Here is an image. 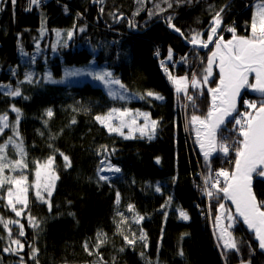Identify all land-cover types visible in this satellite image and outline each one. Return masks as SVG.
<instances>
[{"label":"trees","instance_id":"obj_1","mask_svg":"<svg viewBox=\"0 0 264 264\" xmlns=\"http://www.w3.org/2000/svg\"><path fill=\"white\" fill-rule=\"evenodd\" d=\"M254 2L0 1V116H7L9 123L0 135V145H7L0 156L3 163L22 159L27 165L15 170L10 166L2 175L25 176L28 187L27 206L16 204L20 216L8 205V189L15 192V186L0 187V264H264V253L237 217L229 227L228 211L235 216L229 205L226 231L220 237L214 230L219 229L216 217L224 199L212 187L214 171L222 167L232 171L235 148L242 139L234 119L217 133L213 158L206 161L199 149L200 128L191 118L207 116L211 107L208 89L218 80L216 67L208 84L191 85L186 93L177 92L169 79L173 74L200 73L209 58V52L188 47L170 30L169 17L189 40L199 33L207 41L217 12L225 39L233 36L227 31L230 27L238 36H249ZM58 29H75V33L68 43L55 46ZM170 50L175 66L168 72L160 68L156 53L166 56ZM91 63L112 69L129 96L111 98L102 86L90 81L66 86L41 78L48 64L59 77L64 65ZM29 67L35 72L31 82L26 78ZM253 80L249 76L250 83ZM3 85L18 89L21 95H8ZM247 89L240 112L244 101L264 100L252 97ZM149 91L163 99L146 96ZM113 107L149 111L160 121L155 136L126 138L110 133L95 117ZM221 144L233 151L225 155L219 150ZM16 145L22 147L23 155ZM61 153L69 158L70 167ZM101 155L120 167L118 176L99 180ZM50 157L58 179L46 203L36 197L34 182L38 164ZM203 180L213 193L208 201ZM118 192L122 208L132 205L131 212L143 217L140 226L146 247L138 248L124 239L128 235L117 215ZM255 192L264 202V181L257 174ZM207 202L210 219L204 216ZM179 210L187 212L189 220L179 219ZM17 240L22 247L13 243ZM232 242L235 248L226 246Z\"/></svg>","mask_w":264,"mask_h":264},{"label":"snow or ice","instance_id":"obj_2","mask_svg":"<svg viewBox=\"0 0 264 264\" xmlns=\"http://www.w3.org/2000/svg\"><path fill=\"white\" fill-rule=\"evenodd\" d=\"M16 0H12V3L15 4ZM33 4H36L38 0H31ZM169 7L172 5L169 4ZM224 9H221L223 12ZM171 17H169V26L174 29V31L183 35L181 30L177 28L171 22ZM213 26L211 27L210 33L208 34L207 41L200 39V34L197 33L192 36L191 43L200 44L202 47L207 48L209 43L215 44V50L212 51L211 56L208 58V66L205 69V75L203 77V83H208V78L212 76L213 64L218 60L219 67V83L215 88H209L208 91L211 94L212 103L207 116L203 119L199 116L193 115L191 120L193 123L198 122L201 125V129L197 130L198 138L203 134L204 140L200 141V147L203 151V155L206 161H208L212 152L217 150L216 143V132L217 129L224 124L225 117L231 115L236 109L237 98L240 96L241 90L245 88H250L255 92H259L264 96V5H262L256 17L252 20L250 28L251 34L249 36H238L236 35V29L230 27L227 31L233 33L232 39L224 41L222 35H218V29L222 23L221 13L217 12L215 17H213ZM83 30V29H81ZM59 35V33H57ZM73 33L68 32V37L71 38ZM214 37L216 39H214ZM169 59H171V50L169 51ZM167 71V69H165ZM254 74L255 83H250L249 76ZM66 75L68 76H80L88 75L91 76L94 80L102 82L106 86L110 85H119L120 89L127 91L126 86L121 83L117 78H113V73L110 71L104 72H84L79 69L72 71H67ZM27 79L31 82V77L28 76ZM170 80H173V83L177 85V92L181 90L186 91V78L174 79L169 76ZM56 83V81H52ZM199 81L195 77L192 80V86L196 87ZM11 96H20L21 93L17 89L8 93ZM108 95L113 98L124 99L122 93L114 91L111 87H108ZM146 96H154L157 100H162L163 97L154 94L149 91L146 93ZM143 98V97H141ZM189 101H193L192 96H188ZM219 101V103L217 102ZM248 108L254 109L255 114L245 113V119H236L235 124L239 125V135L242 139L239 141V147L235 148V170L229 172L225 169H220L216 172V181L212 184V187L217 190L219 193H223V197L231 200L235 205L236 216L231 214V211H228L227 219L233 221L236 217L242 218V221L247 225L248 229L254 231L256 239L259 242V247L264 249V202H259L256 199L255 194L252 191V176L257 174L264 177V100L257 103L255 101H244ZM19 113V109H13ZM114 114H118L115 118L120 120V124L117 127H114L111 123L114 118ZM47 115L51 117L53 115L51 110L47 111ZM132 114L128 109H116L113 108L110 110L106 116H96L95 119L107 127L109 132H117L120 135H124L122 131L123 128L127 127L129 129V136L126 138H131V132L133 125H136V118L133 117L130 122L125 120V117H131ZM136 116H143L144 124L142 126H137L136 130L145 134V130L151 126V131L154 133L157 121L151 120L148 113H136ZM7 116H0V131L3 128L8 127ZM18 122V118H17ZM75 123V121H73ZM18 135V133H17ZM152 137L149 136V139ZM205 141L207 142V148L205 147ZM11 138L9 143H11ZM7 145H0V153L4 151ZM19 149L21 155H23V149L20 145H16ZM219 150L225 155L229 152V147L226 144H221ZM105 151L107 149L105 148ZM63 156V153H61ZM66 167H70V161L67 156H63ZM53 159L50 157L44 165L37 166L35 176V189L36 197L47 203V200L41 193V189L46 193L47 197L52 196V189L54 188L55 180L58 179L54 173H50L48 170L51 169L53 164ZM4 157L0 156V187L4 184L15 186L16 191L13 192L12 187L8 189V205L16 213L17 216L21 215V211L16 209V204H21L27 206V177H8L3 176L5 168L12 167L13 170L17 167H27L24 164L23 160H17L10 163H3ZM101 164H104V161H101ZM42 169L45 170L42 174ZM113 172L119 173L121 169L112 165H108L107 168L101 167L98 169L97 175L99 180L108 181L110 178L105 175H100L101 172ZM219 177H223V187H219L220 180ZM43 181V182H42ZM157 192L160 191V187H156ZM209 196H212L213 193L208 191ZM15 196V201L13 197ZM117 202H119V193H117ZM51 205L49 204V208ZM163 207V206H162ZM133 206L129 205V210H132ZM225 208L224 204L219 205V210ZM180 216L184 220H188L189 217L186 212L181 211ZM140 220L143 217H139ZM221 216L217 215L216 221L219 223ZM2 222V221H0ZM7 227V224H5ZM23 227V226H21ZM231 227V225H229ZM20 235H24L23 231L20 232ZM124 239L129 243H135L134 240H129L127 236ZM140 239H144V235L141 234ZM102 242V241H101ZM13 243L20 245V242L13 241ZM227 247L235 248V242L227 243ZM85 250L88 249L87 244L84 245ZM7 251V249H6ZM37 250L33 249V254ZM91 254V253H90ZM183 255V252L180 253Z\"/></svg>","mask_w":264,"mask_h":264},{"label":"rangeland","instance_id":"obj_3","mask_svg":"<svg viewBox=\"0 0 264 264\" xmlns=\"http://www.w3.org/2000/svg\"><path fill=\"white\" fill-rule=\"evenodd\" d=\"M254 3H255L254 4L255 6H254V16H253V19L256 17V14H257L259 8L262 5H264V2H260L259 0H255ZM69 31H71L73 33V35H74L75 29H58L57 30V33H59V35L56 36V40H55V44L54 45L55 46H58V45H62V44L68 43L69 40L73 37V35H72L71 38L68 37V32ZM222 35H223V33H222ZM214 48H215V46H214ZM171 58H172V53H171ZM166 59H167L168 62L171 61V59H169V54L166 55ZM207 66H208V60L205 61L204 65L202 66V68L200 70L201 71L200 73H194L191 76L189 74H187V73L186 74H180V75L173 74L171 77H173L174 79L186 78V91L185 90H181L180 91V92H185L186 93V92H188L189 88L192 85L193 77H195L197 79V81H199L198 85L196 87H193V88H197V87L204 86L203 77L206 74L205 73V69L207 68ZM214 66H215V63L213 64V68H212L213 74H212V76H210L208 78V81L214 75ZM75 69H79V70H82L84 72H104V71H110V72L113 73V70L112 69H109V68H106V67H103V66H98V65H96L94 63H91L88 66L64 65L63 66V73H62V75L59 76V77H56V76H54L52 74L50 65L48 64L47 67H46L45 72L41 75V78L43 80L48 81V82H51V83H53L52 81H56L55 84L66 85V86H70V85H74V84H80V83H84V82L90 81V82H93L95 84H98V85L102 86L107 93H108V87H111L114 91L119 92V93H122L125 98H127L129 96L128 89L126 88L127 91H125L124 89H120L119 85L106 86L102 82L96 81L91 76H88V75H80V76H68V75H66V72L67 71H72V70H75ZM16 70H17V68H15L14 71H16ZM28 76H30L31 78H33L35 76L34 70L32 68H30V67L26 71V78ZM113 78H117V77L113 74ZM117 79H119V78H117ZM121 83H122V81H121ZM175 86H176V89H177V85L176 84H175ZM2 89L6 93H9V92L12 91V88L9 85H3L2 86ZM111 98H113V97H111ZM114 99H119V98H114ZM247 101H250L251 102V100H247ZM113 108H116V107H113ZM113 108H111V109H113ZM111 109H109L105 114L98 115V116H106V114L109 113ZM116 109H120V108H116ZM121 110H124V109H121ZM128 110L131 112L132 116L131 117H125V120H127L128 122H130L133 117L136 118V125H133V129H132V132H131V137H134L136 135H141V133L139 131H137L136 128H137V126H142L144 124V118H143V116H136V113L138 111V112H141V113H148L149 114L150 121L151 120L157 121V126H156V129H155V132L154 133L151 131V126L149 124V128L145 130V134L144 135H141V136L146 137V138H149V136H151L153 138L155 136V134H156L159 126H160L159 119L153 117L152 114L149 111H146V110H139V109H136V110L128 109ZM242 111L244 113H252L253 114L254 109L248 108L247 105L245 104V108ZM115 116H118V114H114V118L112 119L111 123H112V125L114 127H117L120 124V120L118 118H115ZM6 122L9 125L8 118H7V121ZM0 126H2V125H0ZM6 128H3V130L0 131V135L5 131ZM106 129H107V127H106ZM122 131L124 132V135H123L124 137H128L129 136V129L127 127L123 128ZM110 133L119 134L117 132H110ZM101 157H102V159H100V168L101 167L107 168V166L110 163L108 162L107 158H104L103 155H101ZM47 161H45V162H43V163H41L39 165H44ZM101 161H104V164L103 165L101 164ZM44 171L45 170L42 169V174L44 173ZM48 171L50 173H54L55 176H57V173H56L55 168H54V162H53V164L51 166V169L48 170ZM100 175H105V176H108L109 178H113L115 176H118L119 174L105 171V172H101ZM56 181H57V179L55 180V184H56ZM35 182H36V176H35ZM35 182H34V185H35ZM55 184H54V187H55ZM53 190H54V188L52 189V192H53ZM35 191H36V189H35ZM41 193H42V195L45 197V199L48 202L50 197H47L46 193L43 191V188L41 189ZM118 193H119V202H117V200H116L117 215L120 218V220L123 221L124 231L126 232V234L128 235V238L130 240H134L135 241V243H133V244H135L138 248H140V247H146L147 246V238H146V235H145L143 229L140 226V223L142 221V220L139 219L140 216L133 214V212H131L132 210H129V208H127V209H123L122 208V206H121L122 197H121L120 192H118ZM181 211H183V210H179V212H178L179 219L184 220L180 216V212ZM183 212H185V211H183ZM187 215L189 217V214L188 213H187ZM185 221H187V220H185ZM231 224H232V221H229V225H231ZM214 230H215V234L217 236H220L221 237L223 230H221L220 228L219 229H215V227H214ZM141 234L144 235V239H140Z\"/></svg>","mask_w":264,"mask_h":264},{"label":"water","instance_id":"obj_4","mask_svg":"<svg viewBox=\"0 0 264 264\" xmlns=\"http://www.w3.org/2000/svg\"><path fill=\"white\" fill-rule=\"evenodd\" d=\"M168 27L170 28V30H171L175 35L181 37V38L183 39L184 43H185L188 47H196V48H198L199 50H201L202 52H204L205 54L209 52V57L211 56L212 51L215 50V48L212 49V48L215 46L214 43H209L207 48L202 47L200 44H195V45H194L193 43H191V40H189V39H187V38L185 37L184 34L181 35L180 33L174 31V29L171 28L169 25H168ZM221 30H222V27H221V25H220V28L218 29V35H222ZM181 32H182V31H181ZM222 36H223V35H222ZM214 39H216V38L214 37ZM223 39H224V41H228V40H230V39H232V38H230V39H225L224 36H223ZM215 67H216V72H217V75H218V80H217V84H218V83H219V79H220V76H219V67H218V60H217V62L215 63ZM250 76H253V77H254V74H251ZM253 83H255V78H254V80H253ZM217 84H216V86H217ZM216 86H215V87H216ZM215 87H214V88H215ZM245 90H246V88L241 90L240 96L237 98L236 109H235V111H233V112L231 113V115L225 117V122H224V124H222V125L217 129L216 137H217V133H218L221 129H223L228 123L232 122V121L234 120L235 116L239 113V111H240V106H241V103H242L243 97H244V95H245ZM247 90H248V93H249L252 97L261 98V99L264 98V96H262L259 92H255V91H253V90L250 89V88H248ZM210 99H211V103H212L211 94H210ZM217 102L219 103V101H217ZM253 114H255V110H254ZM194 124H195V125H198V127L201 129V125H200L198 122H196V123H194ZM202 140H204L203 134H201V136L199 137V149H200V150H201V147H200V141H202ZM205 147L207 148V142H206V141H205ZM201 151H202V150H201ZM202 152H203V151H202ZM215 155H216V151L212 152L211 155H210V157L213 158ZM234 170H235V161H234V164H233L232 171H234ZM232 171H231V172H232ZM255 175H256V174H253V176H252V184H251V187H252V191H253V193H254L255 196H256L257 201H259V199H258V197H257V195H256V192H255ZM261 178H262V180L264 181V177L261 176ZM259 202H260V201H259ZM221 204H224L225 208H224L223 210H219V208H218V213H217V215H220V216H221V220L219 221V223H217V226H218L221 230L226 231V224H225V219H224V217H225V215H226V213H227V205L230 206V208L232 209L233 214H234L235 216H236V210H235V205H234V204L231 202V200H229V199L224 198ZM237 219H238V220L244 225V227H245L250 233L253 234V236H254V240L256 241V243L258 244V247H259V242H258V240L256 239V236H255L254 231L248 229L247 225H245V224L243 223L242 218L237 217ZM259 251H261V252L264 253V249H261L260 247H259Z\"/></svg>","mask_w":264,"mask_h":264},{"label":"built area","instance_id":"obj_5","mask_svg":"<svg viewBox=\"0 0 264 264\" xmlns=\"http://www.w3.org/2000/svg\"><path fill=\"white\" fill-rule=\"evenodd\" d=\"M39 4H41V2H39ZM157 56L159 57V65H160V68L161 69H163V70H165V69H167V71L169 72V71H171L172 70V68L175 66V64L172 62H168L167 61V59H166V56H163V54H162V52L161 51H158L157 53ZM244 112L242 111V112H240L239 111V113L235 116V120L236 119H241V121H243L244 119H245V116H244ZM239 125H237V131L239 132ZM229 147V152H228V155L233 151V147H231V146H228ZM104 156V155H103ZM104 158H106V156H104ZM108 160V159H107ZM108 162L112 165V166H115V167H119V166H117V165H114L113 163H111L109 160H108ZM120 168V167H119ZM220 169H225V170H227L225 167H222V168H220ZM220 169H216L215 171H214V177H213V183H215V181H216V179H217V177H216V172L217 171H219ZM120 173V172H119ZM119 173H116V174H119ZM219 180H220V184H222L223 183V180H224V178L223 177H219ZM204 181V180H203ZM203 189H204V193H205V196H206V198H207V201H208V199H209V195L207 194L208 193V191H210V189H211V187H210V185L209 184H207L205 181L203 182ZM206 209H207V213H205L204 214V216H206L208 219H210V214H209V204H208V202H207V205H206Z\"/></svg>","mask_w":264,"mask_h":264},{"label":"flooded vegetation","instance_id":"obj_6","mask_svg":"<svg viewBox=\"0 0 264 264\" xmlns=\"http://www.w3.org/2000/svg\"><path fill=\"white\" fill-rule=\"evenodd\" d=\"M213 49V48H212Z\"/></svg>","mask_w":264,"mask_h":264}]
</instances>
